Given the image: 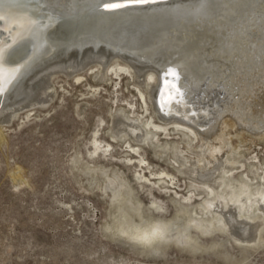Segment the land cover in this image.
<instances>
[{"label": "bare ground", "instance_id": "obj_1", "mask_svg": "<svg viewBox=\"0 0 264 264\" xmlns=\"http://www.w3.org/2000/svg\"><path fill=\"white\" fill-rule=\"evenodd\" d=\"M113 1L58 0L55 6L53 0H5L0 6L6 14L0 29H8L0 31L3 79L8 81L0 95V142L4 140L1 123L9 124L20 109L39 104L52 73L69 69L74 74L92 62L107 69L111 59L118 57L124 64L116 61L108 73L120 77L132 68L149 87L154 114L162 123L155 122L153 115L141 122L123 110L117 113L124 119L119 118L116 125L121 127L119 138L134 135L138 143L131 146L129 139L124 141L134 154L127 163L136 162L133 166L141 168L134 177L143 193L124 179L110 180L117 216L106 229L155 254L170 244L194 251L223 246L213 241L205 247L201 241L200 235L214 232L246 246L264 241V160L257 156L245 161L239 146L232 143L246 130L264 133V107L255 108V103L264 104L255 96H264V80L244 79L246 72L234 66V45L252 24L259 25L253 19L258 12L264 15V0H169L111 12L99 9ZM134 20H154L158 25L155 31L136 29L126 35L116 31ZM167 68L180 74L178 86L186 93V106L169 104L171 94H162L161 76ZM10 69L16 71L10 75ZM139 95L143 113H148L147 97L140 90ZM97 134L90 157L102 150ZM142 145L151 146L158 159L170 151L166 163L182 179L172 171L152 169L140 153ZM83 169L87 175L96 170L90 165ZM170 208V218L160 217Z\"/></svg>", "mask_w": 264, "mask_h": 264}, {"label": "rangeland", "instance_id": "obj_2", "mask_svg": "<svg viewBox=\"0 0 264 264\" xmlns=\"http://www.w3.org/2000/svg\"><path fill=\"white\" fill-rule=\"evenodd\" d=\"M263 16L258 12L253 21H259V25L252 24L255 28L245 31L246 37L234 45L237 48L234 66L238 72H246L243 78L247 80H264ZM157 25L154 20H134L116 31L124 35L136 29V32L155 31ZM116 61L124 64L114 57L109 67ZM109 67L92 62L74 74L69 69L52 73L41 104L22 108L18 115L11 116L9 124L1 123L4 140L0 142V264H264V241L246 246L227 234L214 232L200 236L205 247L213 241L223 243L217 250L195 252L184 245L170 244L155 254L143 252L141 247L106 229L117 216L112 206L113 193L108 189L110 180L124 179L136 192L143 193L134 177L135 170L141 168L133 166L136 162L127 163L134 154L124 141L129 139L131 146L138 143L134 135L119 138L117 132L121 127L116 125L119 118L124 119L117 117V113L123 110L131 118L140 117L141 122L153 115L155 122L162 123L154 114L146 82L140 81L132 68L130 73L118 77L108 73ZM139 90L147 97L149 112L145 114ZM255 96L264 102L260 93ZM263 107L264 104L255 103L258 111ZM12 111L8 114L12 115ZM96 132L102 150L90 157ZM262 133L246 130L242 139L232 140L245 161L257 156L264 160ZM107 144L111 145L109 149ZM168 152L164 159H158L151 146L142 145L140 150L152 169H166L182 179L167 164L172 155ZM88 165L96 169L89 175L83 169ZM143 173L147 175L148 170ZM186 181L189 182L188 177ZM142 199L148 205L149 200L143 196ZM171 211L172 208L160 217L170 218Z\"/></svg>", "mask_w": 264, "mask_h": 264}, {"label": "snow or ice", "instance_id": "obj_3", "mask_svg": "<svg viewBox=\"0 0 264 264\" xmlns=\"http://www.w3.org/2000/svg\"><path fill=\"white\" fill-rule=\"evenodd\" d=\"M5 0H0V6L4 4ZM155 0H126L125 3H104L103 9L104 10H115L120 8H125L130 5H143L148 3H153ZM53 3L55 6H58V0H53ZM6 20V14L3 11L2 8H0V22H3ZM55 23V21H53ZM8 29H0V31H7ZM9 74L11 75L16 70L10 69L8 70ZM5 74V68L3 66V57L0 56V95H2L5 92L4 84L8 83V81L4 80ZM171 78V79H169ZM181 77L180 74L173 68H167L162 76V86H163V95L171 94L170 99L168 101L169 104H178L181 106H186L187 102L185 99L186 93H184L181 89V87L178 86V82L180 81ZM157 89L159 90L161 85H156ZM187 118V117H185Z\"/></svg>", "mask_w": 264, "mask_h": 264}, {"label": "water", "instance_id": "obj_4", "mask_svg": "<svg viewBox=\"0 0 264 264\" xmlns=\"http://www.w3.org/2000/svg\"><path fill=\"white\" fill-rule=\"evenodd\" d=\"M161 1H169V0H155V2H153V3H148V4H155V3H159V2H161ZM126 2V0H116V1H113V2H105V3H125ZM104 4V3H103ZM103 4L102 5H100L99 6V9L100 10H102V11H105L104 9H103ZM148 4H143V5H139V6H144V5H148ZM130 6H136V5H130ZM129 7V6H128ZM106 11H108V12H111V11H113V10H106Z\"/></svg>", "mask_w": 264, "mask_h": 264}]
</instances>
